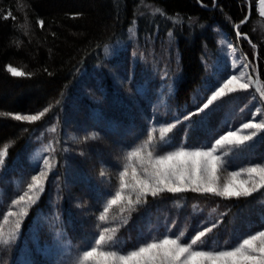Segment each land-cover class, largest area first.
Returning a JSON list of instances; mask_svg holds the SVG:
<instances>
[{"label":"trees","instance_id":"obj_1","mask_svg":"<svg viewBox=\"0 0 264 264\" xmlns=\"http://www.w3.org/2000/svg\"><path fill=\"white\" fill-rule=\"evenodd\" d=\"M248 2L250 19L241 25V31L257 44L256 58L247 40H238L233 28L246 15ZM156 8L164 15L156 13ZM8 12L15 19H4ZM255 18H259L256 0H216L215 6L213 0H0V111L30 114L50 104L54 106L34 124L0 117V147L10 143L8 162L28 145L43 121L53 117L58 119L61 135L72 132L82 137L98 132L101 136L87 144L72 140L67 148L64 143L57 145L56 169L46 181L45 192L25 219L16 245L10 252L0 253V264L4 259L8 264H20L25 242L31 247L33 264H53L33 249L30 240V226L39 210L57 217L72 245L81 246L94 232L95 216L102 210L106 193L117 184L122 152L146 138L153 113L135 90L137 71L128 77L129 70H125L119 85L115 77L120 68L115 63L109 64L114 69L111 75L103 74L100 70L104 68L103 47L107 43L125 38L132 25H136L138 44L146 46L153 39L155 45L160 44V39L162 45L170 43V61L175 64L171 72L176 76L168 99V119L174 109H193L192 99L207 75L208 56L218 49L217 29L233 37L248 60H254L264 84V35L257 38L251 32L250 23ZM37 19L44 21L43 28ZM26 23L27 29L21 27ZM8 64L32 73L31 77H12L5 70ZM94 72L101 76L99 83ZM77 87L83 90V96L73 97L77 104L70 107L68 99L78 96L74 91ZM249 92L254 93V89ZM101 94L104 99L98 104L94 97ZM244 94L245 100L249 99V94ZM95 105L100 109L96 120L91 114ZM221 107L209 116L215 126L224 116ZM126 108L130 113L125 115ZM240 157L260 162L264 159V140ZM102 166L109 176L100 177ZM193 205L197 206L195 210ZM210 208L226 211V215L208 243L232 241L237 234L264 228V196L260 194L248 200L224 201L185 193L178 203L171 196L156 201L149 197V204L132 213L119 234L126 248L148 237L155 226L162 231L187 227L188 235H192Z\"/></svg>","mask_w":264,"mask_h":264},{"label":"snow or ice","instance_id":"obj_2","mask_svg":"<svg viewBox=\"0 0 264 264\" xmlns=\"http://www.w3.org/2000/svg\"><path fill=\"white\" fill-rule=\"evenodd\" d=\"M215 4L216 0H213V6ZM258 8V16L264 18V0H258ZM155 12L164 15L159 8ZM10 17L15 19L10 12L3 18ZM249 19L250 14L245 15L239 23L233 24V28L238 40H247L256 58L257 44L241 31V25ZM36 23L44 27L42 19H37ZM21 27L27 29L28 25L26 23ZM219 43H227L228 50L235 57L236 48L231 42L221 40ZM232 67L231 74L215 82L210 81L201 90L194 110L176 117L171 123L150 127L143 141L122 152L116 173L118 183L106 193L101 203L102 210L95 216L93 234L75 253L69 254L70 258L65 264H264V228L249 231L223 244L215 241L213 246H208V241L226 215L217 209H212L216 213L213 220L196 228L192 235H188L187 227L177 232L168 228L164 233L149 234L131 248L125 247L119 235L132 213L149 204V197L156 201L171 196L178 203L185 193L224 201L248 200L256 194L264 196V160L233 168L237 158L249 152L258 141L264 140V84L261 83L258 69L246 55L234 58ZM5 70L12 77L32 75L11 64L5 65ZM250 89H254V93H250ZM238 93H248L249 104H259L251 112V119L241 122L238 128L225 122L226 130L212 133L211 139L196 146H188L184 141L178 145L172 143V134L178 126L187 124V135L195 117L213 113ZM53 107L50 104L30 114L0 111V117L34 124L41 121ZM50 131L55 132L56 128L52 127ZM99 139L101 136L98 132L72 137L74 143L80 144ZM9 147L10 143L0 147V167L5 163ZM43 151L49 155L37 157L42 161L37 165L39 172L17 183L18 194L10 204L0 197V209H7L0 211V253L10 252L16 245L25 219L45 192L49 173L56 167L52 144L45 146ZM80 155L84 156L85 152L81 151ZM99 175L103 178L109 173L102 166ZM76 206L83 207L81 204ZM196 207L193 205L194 210ZM62 237L63 233L57 232L53 243L68 254L71 242ZM42 251L47 252L48 249ZM2 264H8V261L4 259Z\"/></svg>","mask_w":264,"mask_h":264},{"label":"rangeland","instance_id":"obj_3","mask_svg":"<svg viewBox=\"0 0 264 264\" xmlns=\"http://www.w3.org/2000/svg\"><path fill=\"white\" fill-rule=\"evenodd\" d=\"M256 7L257 11H259L258 0H256ZM217 30L218 49L216 53L210 54L208 56V60L206 62V67L208 70L207 75L205 76L202 84L196 90L195 95L192 99V110H194L196 106L197 96L201 93V90L210 81L215 82L221 77H226L227 75L231 74L233 72V59H238L241 55H246L237 46L233 37L219 31V29ZM250 30L255 36H257V38H259L258 36L264 35V18L259 17L253 19L250 23ZM221 40H225L226 42H231L233 44V46L236 48L235 57L233 56V53L228 50L227 43L223 45L219 43ZM158 41L160 44L157 45H155L154 39L151 40L149 45L146 46L138 44L136 37V25H132L128 28L125 38L107 43L103 47V67L105 69L103 68L100 70L103 74L107 73L108 75H111V71H113L114 69H111L109 67V64L115 63V65L120 68L115 77L116 85L123 83L122 77L124 73L126 74V72H124L125 70H129L128 77H131L134 72L137 71V78L134 80L136 88L135 90L141 97V99L150 105L151 111L153 113L151 117L152 120L149 123V128L152 126L158 127L161 124L171 123L176 117L186 114L188 111H191L189 109H184L182 111H177L176 109H174L170 117L168 119L166 118V115L169 112L168 99L174 89V81L176 75L171 71H174L175 64H171L170 61V58L173 56V53H170V43L168 42L169 45H162L161 39ZM167 41H169V39ZM167 41L165 40V43ZM106 48L107 51H105ZM249 49L253 52V49L250 45ZM249 61L253 64V66L256 67L254 60ZM93 75L96 79H98L99 83L101 76L96 72H94ZM157 75H159V80L157 79ZM253 76L255 78L254 73ZM116 89L118 88H115V90ZM75 90L77 91L78 96L74 95L68 99V105L70 107H74L75 104H77V100L72 99L73 97L80 98L81 96H83V90L80 87L75 88L74 91ZM103 96L104 94L97 96V98L94 97V101L100 104L104 99ZM246 105L247 107H245ZM97 106L98 105H95L91 108V114L93 119L95 120L98 118V115L100 113L99 106ZM257 106H259L257 102L249 104V99L245 100L244 93L235 94L228 103L222 105L221 108L224 110V116L221 119L220 123L217 124V126L209 122L210 117L214 115V112L211 116L210 114L204 117L197 116L194 118L193 123L191 124V127L188 131L189 136L185 135V127H187L188 125H180L174 130L172 134V143L178 145L180 142L184 141L188 146H196L202 144L206 140L212 138V133L222 132L226 130V128L224 127L225 122L233 125L234 128H238L241 122H247V120L251 119V112L254 111ZM241 109H244V111H241ZM245 109L249 110V113L246 112ZM124 113L125 115L130 113L128 108H126ZM237 113H239L240 115H238ZM113 121L114 120H109V122L115 124V121ZM124 125H127V123H125ZM52 127L56 128L55 132L50 131ZM181 127H184L182 134L176 136V132H179L181 130ZM58 130L59 124L56 117L51 118L47 122L43 121L41 127L38 128L36 132L34 131L32 133L28 145L22 151H20L13 160L8 162L6 157L4 165L0 167V197H2L3 202L10 204L11 199L15 198V195L18 194L16 192L17 183L22 180L30 179L31 175L39 172L40 169L37 165L42 163V161L37 160V157L49 155V153L43 151L44 147L49 143H51L55 148V152L52 153V155L54 156L57 165V145L59 143H64L67 148V143L69 144L70 142L71 144L72 137L75 136V133L72 132H65L61 135L58 133ZM248 163L258 162H252L248 157L243 161L242 158L239 157L234 161L233 168L238 169L239 167L244 166ZM55 169L56 167L52 170V172L49 173V176L55 171ZM6 210V208L0 209V211ZM225 212L226 211H224V213ZM215 215L216 214H213L212 212V208H210L209 213L198 223V227H201L203 224L210 223ZM149 226L150 224L147 222L146 227ZM155 229L156 230L152 232L151 235H157L166 231L158 229L157 226H155ZM181 229L183 228H180V230ZM30 232V240L33 243V249L41 253V255L45 259L51 261L53 264H65V262L70 258L69 254L75 253L78 248L74 247L71 243L68 254H66L63 249H60L54 245L53 237L57 232L63 233V240H70L68 239L63 226L58 222L57 217L55 218V216H51L49 215V213H44L43 211L41 212L39 210V213L37 214V216H35L33 223L30 226ZM140 232L142 233V231ZM239 236L240 235L237 234L235 238ZM120 238L124 241V237L120 235ZM37 240L38 243H36ZM230 240L231 239H228L227 241ZM219 243L223 244L224 241ZM213 244L214 243H208V246L211 247L213 246ZM44 249H48V251H42ZM31 251L32 250L28 242H25L19 258L20 264H26V262H30V264H33Z\"/></svg>","mask_w":264,"mask_h":264},{"label":"water","instance_id":"obj_4","mask_svg":"<svg viewBox=\"0 0 264 264\" xmlns=\"http://www.w3.org/2000/svg\"><path fill=\"white\" fill-rule=\"evenodd\" d=\"M250 12H251V7H250V4H249V2H248V6H247V13H246V15H249V14H250Z\"/></svg>","mask_w":264,"mask_h":264}]
</instances>
